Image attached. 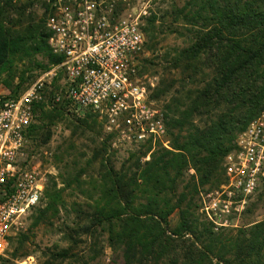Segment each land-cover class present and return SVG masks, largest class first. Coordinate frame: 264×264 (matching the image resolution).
<instances>
[{"label":"trees","instance_id":"obj_1","mask_svg":"<svg viewBox=\"0 0 264 264\" xmlns=\"http://www.w3.org/2000/svg\"><path fill=\"white\" fill-rule=\"evenodd\" d=\"M13 3L0 0V84L6 87L15 78L17 64L28 57H46L47 64L36 63L41 70L63 59L51 51L43 20L17 30L22 20L12 21L8 12L16 9L23 16L28 5ZM176 13L192 40L175 53L174 68L181 63L186 70L195 68L193 63L208 55L211 77L188 102L175 98V108L166 105L171 148L148 144L133 162L132 155L128 168L119 170L103 160L104 170L90 192L92 204L84 211L83 233L91 239L107 235L111 245H123L131 264L137 256L149 264H264V220L225 235L215 231L212 222L201 220L195 203L201 188L225 182V157L264 104V0H189ZM156 20L155 15L146 19L151 27ZM167 90L159 88L150 97L156 99ZM38 109V122L30 129L39 142L47 143L50 127L71 120L70 112L64 104L53 109L41 104ZM199 115H207L203 125L196 122ZM89 116L94 115L86 113L77 121L87 123ZM149 152L150 159L144 160ZM191 168L195 174L188 180ZM64 190L56 182L47 186V205L33 226L46 221L50 211L59 212ZM178 241L185 243L181 252L174 245ZM56 255L66 259L69 250Z\"/></svg>","mask_w":264,"mask_h":264},{"label":"built area","instance_id":"obj_2","mask_svg":"<svg viewBox=\"0 0 264 264\" xmlns=\"http://www.w3.org/2000/svg\"><path fill=\"white\" fill-rule=\"evenodd\" d=\"M46 1L48 44L63 59L18 95L0 96V259L44 198L46 176L31 161L30 128L41 104L95 114L118 148H171L167 110L150 99L141 75L147 6L119 10L128 0ZM224 167L225 182L200 193L204 219L216 229L233 225L264 186V104L237 135Z\"/></svg>","mask_w":264,"mask_h":264},{"label":"rangeland","instance_id":"obj_3","mask_svg":"<svg viewBox=\"0 0 264 264\" xmlns=\"http://www.w3.org/2000/svg\"><path fill=\"white\" fill-rule=\"evenodd\" d=\"M188 1L128 0L127 3L119 5V10L146 5L148 9L146 19L154 15L157 17L154 27H151L147 21L145 23L149 29L145 31L146 46L141 75L149 87L150 96L159 88L168 86L166 93L161 94L160 97L156 99L150 97L156 105L165 109L169 104L175 108V98H183V101L188 102L187 97H192L195 89L202 88L213 72L208 55L198 59L193 63L195 68L189 70L184 69L185 63H181L177 68L173 66L175 53L187 47L192 40L184 19L182 16L177 19L176 13V9L183 7ZM13 2L16 7L28 5L23 16H19V10L16 9L8 12L12 21L21 18L22 24L16 27L17 30L25 29L31 23H40L41 20L46 26L48 10L46 0H13ZM37 62L47 64L48 59L37 54L19 62L11 86L0 84V96L18 95L51 66L41 70L37 67ZM18 86L20 87L17 88ZM93 115L88 117L87 123H79L78 118L84 119L85 115L70 113L71 120L64 119L50 127L52 137L47 143L39 142L33 134L31 161L45 174L47 186H52L53 182H56L59 188H65L64 202L60 204L58 213L54 214L50 211L46 221L33 226L35 217L47 205V199L44 197L25 220L22 231L10 241L6 256L0 259V264H131L130 259L126 260L123 245H111L107 235L91 239L83 233L84 220L87 218L84 211L89 212L92 204L90 192L94 191L93 181L95 178L99 179L104 170L103 160L110 161L118 170L125 166L128 168L131 164L128 161L131 160L132 155L135 154L133 162L145 151V148L142 150L114 146L103 123L95 114ZM203 120H207V115L196 117V122L200 125L204 124ZM143 159L149 160L150 156ZM187 174L189 180L190 176L195 174L194 169L191 168ZM220 186L212 188L206 186L201 188V192H212ZM195 203L200 205L197 211L204 221L201 212V194L196 195ZM176 220L177 215L173 214L172 224ZM262 220H264V186L252 197L243 213L238 218H233V225L214 228V230L231 235L242 227H248ZM24 236L26 238L21 244ZM174 245H177V250L181 252L185 243L178 241ZM66 249L69 250L68 258L63 259L56 255ZM96 253L97 256L94 258ZM134 264L149 263L145 260L140 261V256H137Z\"/></svg>","mask_w":264,"mask_h":264}]
</instances>
